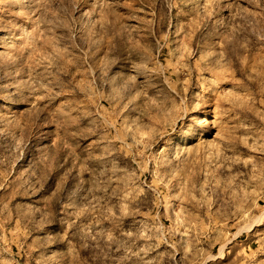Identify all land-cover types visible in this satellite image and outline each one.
<instances>
[{"label":"rangeland","instance_id":"obj_1","mask_svg":"<svg viewBox=\"0 0 264 264\" xmlns=\"http://www.w3.org/2000/svg\"><path fill=\"white\" fill-rule=\"evenodd\" d=\"M0 264H264V0H0Z\"/></svg>","mask_w":264,"mask_h":264},{"label":"bare ground","instance_id":"obj_2","mask_svg":"<svg viewBox=\"0 0 264 264\" xmlns=\"http://www.w3.org/2000/svg\"><path fill=\"white\" fill-rule=\"evenodd\" d=\"M195 1H197V2H198V0H195ZM251 228H252V226H251ZM251 228H250V229H251ZM250 229H249V230H250Z\"/></svg>","mask_w":264,"mask_h":264}]
</instances>
